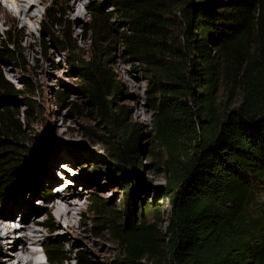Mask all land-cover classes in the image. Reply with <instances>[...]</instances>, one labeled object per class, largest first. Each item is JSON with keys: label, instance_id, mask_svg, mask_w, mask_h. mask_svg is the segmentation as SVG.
Wrapping results in <instances>:
<instances>
[{"label": "trees", "instance_id": "16d2710c", "mask_svg": "<svg viewBox=\"0 0 264 264\" xmlns=\"http://www.w3.org/2000/svg\"><path fill=\"white\" fill-rule=\"evenodd\" d=\"M109 3L124 20L123 32L116 34L110 15L94 4L74 39L52 4L41 37L54 41L82 82L86 106L117 140L112 172L126 193L143 151L138 127L117 117L124 112L114 103L120 87L108 67L110 48L120 46L122 57L138 67L155 150L162 151L158 168L165 184L158 196L168 199V222L164 233L157 231L161 227L146 219L147 205L135 222L127 201L120 223L95 200L90 232L109 235L121 249L117 264H264V216L251 210L264 182V0ZM79 44H89L85 56ZM7 60H19L17 46L0 36V65ZM17 93L0 72V101ZM23 106L21 115L0 108V204L37 159L22 139L33 116L29 104ZM149 198L156 213L159 200ZM42 246L47 264L68 260L61 243Z\"/></svg>", "mask_w": 264, "mask_h": 264}, {"label": "rangeland", "instance_id": "374dc122", "mask_svg": "<svg viewBox=\"0 0 264 264\" xmlns=\"http://www.w3.org/2000/svg\"><path fill=\"white\" fill-rule=\"evenodd\" d=\"M82 3L79 17L76 7L70 8L73 0H42L38 6L39 18L28 24L24 17H16L13 4L0 0V36L16 44L19 57L16 62L7 60L0 65V72L19 92L8 103L0 101V108L11 106L17 108L21 115L25 111L23 101L29 104L32 122L25 129L22 139L24 146L37 155L24 183L19 184L0 204V214L13 215L12 221L17 224L21 223L22 218L31 220L33 229L43 234L41 244L35 246L34 251H39L41 245L50 242L61 243L68 253V260L64 264H117L122 255L121 249L109 235H94L90 232L89 226L95 217L90 212L91 207L98 200L106 205L115 220L124 223L127 201L135 222L139 221L142 209L148 206L146 219L155 222L161 227L157 231L162 230L164 233L168 222V199L159 200L158 196L159 189L165 184L158 168L162 151L155 150L152 139L151 112L145 95L146 82L138 67L122 57L121 47L112 46L108 67L113 82L120 87V95L114 103L124 112L123 115L117 114V117L123 116L128 126L138 127V147L143 151L140 166L135 167L132 178L127 182L130 193H126L118 183L119 176L112 172L117 140L109 133L107 123L100 115L86 106L80 91L82 82L72 74V67L65 57L56 53L54 41H48V38L43 41L41 37L46 9L52 4H55L54 10L59 12V21L68 22L69 32L73 33L74 39L81 37L83 25L89 20L88 9L94 4L100 5L104 13L110 15L116 34L124 31V20L109 0H82ZM79 45V55L85 56L89 52V44ZM22 80L28 82V87L22 85ZM60 94H64L63 101L58 100ZM61 167L70 168L74 176ZM55 172L64 175L61 180L59 178V183L66 194L74 190L80 196L81 210L76 214L73 233L67 232L62 223L58 227L56 217L49 210L52 200L60 195L49 185L50 178L58 179ZM66 184L69 187L66 188ZM152 195L159 200L156 213L152 210L153 205L149 208L151 202L154 204L149 198ZM48 197L50 200L47 201ZM68 200L73 201V198ZM23 206L37 211L31 215L26 211L28 208ZM21 209L22 213L19 212ZM251 210L256 215L264 216V182L255 189ZM45 213L48 219L40 228L38 220ZM6 241L5 237H0V250H3L0 252V264H16L14 259L6 261Z\"/></svg>", "mask_w": 264, "mask_h": 264}, {"label": "bare ground", "instance_id": "6f19581e", "mask_svg": "<svg viewBox=\"0 0 264 264\" xmlns=\"http://www.w3.org/2000/svg\"><path fill=\"white\" fill-rule=\"evenodd\" d=\"M7 4L14 5V12L16 13V17H24L26 23H33L36 19L39 18L40 10L38 8L39 4H41L42 0H4ZM82 0H73V5L70 8L76 7V11L79 12L80 15V7H82ZM82 14V13H81ZM77 16V17H78ZM80 17V16H79ZM37 21V20H36ZM64 159V157L62 158ZM67 160V159H64ZM61 169H67V167H61ZM69 174L74 176V172L72 170H67ZM57 178V177H56ZM53 178L49 179L50 187H53V190H56L59 193L58 198L52 200V203L49 207V210L56 217L58 227H65L67 232H74L75 229V220L76 214L81 210L79 205L80 196L74 192V190H69V194H66L59 183L60 180L64 178L63 174L58 175V179ZM58 185H56V184ZM56 185V186H55ZM69 187V184H66V188ZM73 198V201H69L68 198ZM23 205V203H22ZM24 208L27 206H23ZM28 208V207H27ZM5 209V207L3 208ZM7 211V209H5ZM15 211V209H14ZM29 214L34 215L36 213V209L34 211L28 208L26 210ZM22 213V209L19 211ZM1 213V212H0ZM4 213V211H3ZM20 213V214H21ZM10 214V213H9ZM19 214V213H18ZM19 214V215H20ZM24 214L21 216L23 217ZM13 215L0 214V237H5L8 241H6V250L7 260L11 261L15 260L16 264H34L35 257L37 255V250H33V248L37 245L41 244V238L43 234L39 231L33 229L31 225V220L29 218H22L21 223L17 224L12 221ZM19 217V216H18ZM6 222V223H3ZM32 226V227H31ZM28 245V247L26 246ZM43 247V246H42ZM44 248V247H43ZM3 252V250H0ZM44 252V251H43Z\"/></svg>", "mask_w": 264, "mask_h": 264}]
</instances>
